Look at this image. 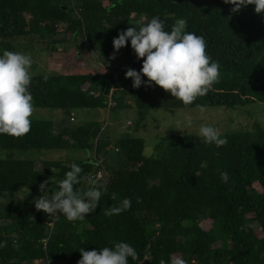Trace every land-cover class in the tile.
<instances>
[{"label":"trees","instance_id":"1","mask_svg":"<svg viewBox=\"0 0 264 264\" xmlns=\"http://www.w3.org/2000/svg\"><path fill=\"white\" fill-rule=\"evenodd\" d=\"M231 7L222 0H0V54L17 52L16 41L25 37L76 46L66 53L59 73L32 75L29 87L35 108L59 111L63 118L32 120L23 137L0 135V150L94 151V158L76 163L83 171L75 187L83 194L92 178L106 190L95 212L75 223L60 216L49 224L33 201H16L15 207L0 201V241L7 242L0 248V264H78L80 248L91 251L117 242L136 249L138 259L130 258L129 264H264L263 127L224 133L228 143L222 147L206 145L197 135L162 138L155 157L144 156L143 140L121 137L117 153L101 157L100 123L74 117L77 110L128 107L129 100L138 125L151 110L264 104V17L251 5L235 14ZM145 16H159L166 31L186 20V31L202 35L207 54L220 64L218 82L192 105L154 84L133 88L125 79L126 70L139 72L143 60L136 59L130 41L115 53L112 41L139 27ZM61 25L66 37L56 40ZM95 59L97 68L90 66ZM110 59L113 67L105 63ZM113 87L121 97L109 98ZM40 164L0 160V200L23 192L54 195L72 164ZM222 171L229 173L227 184L221 182ZM125 198L131 200L128 210L105 215Z\"/></svg>","mask_w":264,"mask_h":264},{"label":"clouds","instance_id":"2","mask_svg":"<svg viewBox=\"0 0 264 264\" xmlns=\"http://www.w3.org/2000/svg\"><path fill=\"white\" fill-rule=\"evenodd\" d=\"M231 5V12L251 5L256 14L264 17V0H222ZM139 27L131 26L113 39L114 53L124 48L130 41V47L137 60H143L137 72L128 69L125 79H131L133 88L152 86L153 84L183 105H192L198 97L206 95L220 78V64L207 54V43L202 35L186 31L187 21L179 19L171 31L165 30L159 16L151 19L144 17ZM115 59V55L112 57ZM33 61L29 54L3 51L0 54V135L23 137L31 130L35 113L33 97L29 91L32 80L30 72ZM105 70V66H104ZM146 78V80H142ZM47 79V77H45ZM203 111V109L201 108ZM192 116L185 115L177 121L180 128L192 127ZM198 136L202 143L222 147L228 143L220 130L211 125H201ZM89 155H91L89 153ZM82 168L72 164L54 195H42L33 201L37 211L47 214L52 224L60 216L67 222L84 220L95 212L106 190L98 186L95 179L89 178L91 187L81 194L76 185L80 183ZM222 183L227 184L229 173L220 172ZM47 181L40 185L43 193ZM131 207V200L125 198L119 208L106 209L105 215L119 214ZM6 241H0V248L6 247ZM81 259L78 264H129V259H138L136 249L127 242H117L113 247H103L85 251L79 250ZM163 264V261L161 262ZM176 264H184L177 261Z\"/></svg>","mask_w":264,"mask_h":264},{"label":"rangeland","instance_id":"3","mask_svg":"<svg viewBox=\"0 0 264 264\" xmlns=\"http://www.w3.org/2000/svg\"><path fill=\"white\" fill-rule=\"evenodd\" d=\"M28 20L30 17H27ZM143 21H139L142 23ZM66 26H59V32L55 36L56 40L65 39L64 33ZM51 39H33L31 37L21 38L16 43L18 44V51L29 54L32 58L31 75H54L60 72V68L65 65L66 53L74 51L76 46L73 42L64 44L51 43ZM82 46L84 50V43L80 40L78 45ZM55 48L56 51H52ZM106 65L113 67L112 59L105 61ZM98 61L95 59L90 63L91 67L97 68ZM118 83V80L116 81ZM115 93V98L122 96L120 89L114 87L110 90L109 98ZM119 96V97H118ZM128 102V103H127ZM126 102L128 107L119 108L116 110L110 109H96V110H77L74 117L76 121L88 122L97 121L102 127L100 136V156L104 157L112 152L117 153L116 144L119 138H138L144 141V156L155 157L159 155L156 151V145L159 139L167 137H178L185 135H197L198 128L201 125H211L220 130L221 134L227 132H236L239 130H251L255 124H259L264 128V104H252L245 107L229 109L224 107H205L191 108V109H162L151 110L148 112L145 121L138 125V112L129 100ZM115 106V100L113 101ZM112 107V106H111ZM185 115H191L192 127L180 128L177 121L182 120ZM63 116L59 111L35 108V113L32 120H61ZM122 124L123 133L119 134V124ZM138 125V126H137ZM120 151V150H119ZM89 153L91 155H89ZM14 160H33L36 162V168H41L40 161H69L71 164H76L78 161L89 158H94V151H79L71 150H49V151H3L0 150V160L4 159ZM123 162L119 166L123 167ZM34 194H27L23 192L17 194L15 198L2 199L1 202L6 204H15L20 201L31 202L38 199L42 195L32 196ZM17 201V202H16ZM44 216L47 214L43 213ZM205 225V224H204ZM206 227V226H204ZM51 264H66L63 262H52Z\"/></svg>","mask_w":264,"mask_h":264},{"label":"water","instance_id":"4","mask_svg":"<svg viewBox=\"0 0 264 264\" xmlns=\"http://www.w3.org/2000/svg\"><path fill=\"white\" fill-rule=\"evenodd\" d=\"M118 133L119 134H122L123 133V129H122V124L121 123L119 124Z\"/></svg>","mask_w":264,"mask_h":264},{"label":"built area","instance_id":"5","mask_svg":"<svg viewBox=\"0 0 264 264\" xmlns=\"http://www.w3.org/2000/svg\"><path fill=\"white\" fill-rule=\"evenodd\" d=\"M120 70H121V71H124V70H125V68H124V67H121V68H120ZM112 104H113V103L110 101V104H109V106H110V107H111V106H113ZM98 178H100V176H99Z\"/></svg>","mask_w":264,"mask_h":264}]
</instances>
